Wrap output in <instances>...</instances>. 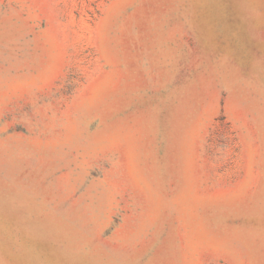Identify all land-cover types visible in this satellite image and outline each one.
Here are the masks:
<instances>
[{
  "label": "rangeland",
  "instance_id": "374dc122",
  "mask_svg": "<svg viewBox=\"0 0 264 264\" xmlns=\"http://www.w3.org/2000/svg\"><path fill=\"white\" fill-rule=\"evenodd\" d=\"M0 264H264V0H0Z\"/></svg>",
  "mask_w": 264,
  "mask_h": 264
}]
</instances>
